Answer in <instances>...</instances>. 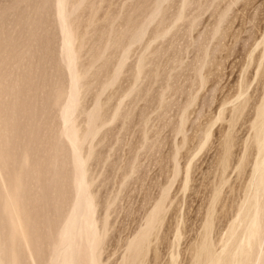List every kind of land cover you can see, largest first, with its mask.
<instances>
[{
    "label": "rangeland",
    "instance_id": "1",
    "mask_svg": "<svg viewBox=\"0 0 264 264\" xmlns=\"http://www.w3.org/2000/svg\"><path fill=\"white\" fill-rule=\"evenodd\" d=\"M0 29V229L18 264H61L76 246L83 264L91 245L89 264H192L203 244L200 264L244 262L254 207L264 264V0H0Z\"/></svg>",
    "mask_w": 264,
    "mask_h": 264
},
{
    "label": "bare ground",
    "instance_id": "2",
    "mask_svg": "<svg viewBox=\"0 0 264 264\" xmlns=\"http://www.w3.org/2000/svg\"><path fill=\"white\" fill-rule=\"evenodd\" d=\"M19 1H20V0H19ZM44 2H45V1H44ZM44 2H43V3H44ZM99 2H100V1H99ZM73 4H74V3H73ZM30 5H31V4H30ZM69 5H70V4H69ZM94 6H95V5H94ZM65 7H66V6H65ZM77 7H78V6H77ZM84 7H85V6H84ZM87 7H88V6H87ZM85 8H86V7H85ZM90 8H91V7H90ZM227 8H228V7H227ZM24 9H25V8H24ZM50 9H51V8H50ZM76 9H77V8H76ZM88 9H89V8H88ZM43 10H44V8H43ZM57 10H58V9H57ZM164 10H165V9H164ZM159 11H160V10H159ZM154 12H155V11H154ZM156 12H157V11H156ZM226 12H227V10H226ZM42 13H43V12H42ZM46 13H47V12H46ZM77 13H78V12H77ZM96 13H97V12H96ZM61 14H62V13H61ZM73 14H74V13H73ZM77 16H78V15H77ZM2 17H3V16H2ZM19 17H20V16H19ZM21 17H22V15H21ZM27 17H28V16H27ZM63 17H65V16H63ZM68 17H69V16H68ZM3 18H4V17H3ZM25 18H26V17H25ZM112 18H113V17H112ZM43 19H44V18H43ZM56 19H57V18H56ZM56 19H55V20H56ZM77 19H78V18H77ZM113 19H114V18H113ZM148 19H149V18H148ZM179 19H180V17H179ZM2 20H3V19H2ZM18 20H19V19H18ZM24 20H25V19H24ZM28 20H29V18H28ZM108 20H109V19H108ZM149 20H150V19H149ZM147 21H148V20H147ZM1 22H2V21H1ZM18 22H19V21H18ZM20 22H22V20H21ZM64 22H65V21H64ZM95 22H96V21H95ZM26 23H27V21H26ZM80 23H81V22H80ZM108 23H109V22H108ZM111 23H112V21H111ZM111 23H110V25H111ZM144 23H145V22H144ZM150 23H151V22H150ZM30 24H31V23H30ZM57 24H58V23H57ZM76 24H77V23H76ZM2 25H3V24H2ZM17 25H18V24H17ZM147 25H148V24H147ZM20 26H21V25H20ZM27 26H28V25H27ZM31 26H32V25H31ZM33 26H35V24H33ZM69 26H70V25H69ZM24 27H25V24H24ZM26 28H27V27H26ZM33 28H35V27H33ZM107 28H108V27H107ZM218 28H219V27H218ZM27 29H28V28H27ZM31 29H32V28H31ZM127 29H128V27H127ZM0 30H1V29H0ZM34 30H35V29H34ZM80 30H82V29H80ZM80 30H79V31H80ZM97 30H98V29H97ZM2 31H3V29H2ZM29 31H31V33H32L33 29H32V30H29ZM66 31H67V30H66ZM125 31H126V30H125ZM125 31H124V32H125ZM20 32H21V31H20ZM62 32H63V31H62ZM75 32H76V31H75ZM218 32H219V31H218ZM2 33H3V32H2ZM27 33H28V32H27ZM219 33H220V32H219ZM122 34H123V31H122ZM165 34H166V32H165ZM26 35H27V34H26ZM32 35H34V34L32 33ZM67 35H68V33H67ZM116 35H117V34H116ZM220 36H221V35H220ZM9 37H10V36H9ZM29 37H31V35H30ZM29 37H28V38H29ZM93 37H94V36H93ZM117 37H118V36H117ZM65 38H66V37H65ZM263 38H264V37H263ZM31 39H33V38H31ZM26 40H27V39H26ZM27 41H29V40H27ZM32 41L34 42V39H33ZM65 41H66V40H65ZM213 41H215V40H213ZM263 41H264V40H263ZM30 42H31V41H30ZM62 42H63V39H62ZM31 43H32V42H31ZM2 45H3V44H2ZM6 45H7V44H6ZM28 45H29V44H28ZM3 46H4V45H3ZM62 46H63V45H62ZM28 48H29V47H28ZM93 48H94V47H93ZM68 49H69V48H68ZM29 50H30V49H29ZM63 50H64V47H63ZM158 51H159V50H158ZM69 52H70V51H69ZM10 53H12V52H10ZM16 53H17V52H16ZM16 53H14V55H15ZM18 53H19V52H18ZM26 53H27V51H26ZM149 53H150V52H149ZM12 54H13V53H12ZM74 54H75V53H74ZM158 54H159V53H158ZM158 54H157V55H158ZM26 55H27V54H26ZM148 55H149V54H148ZM153 55H154V54H153ZM157 55H156V56H157ZM65 56H66V54H65ZM71 56H72L71 59L73 60V58H74L73 56H74V55H71ZM6 57H8V56H6ZM14 57H15V56H14ZM153 57H155V56H153ZM6 59H7V58H6ZM6 59H5V60H6ZM53 60H54V59H53ZM6 61H7V60H6ZM8 61H9V59H8ZM9 62H10V61H9ZM49 62H50V61H49ZM52 62H53V61H52ZM1 63H2V61H1ZM68 63H69V62H68ZM73 63H74V62H73ZM13 64H14V63H13ZM53 64H54V62H53ZM178 64H179V63H178ZM73 65H74V64H73ZM68 66H69V65H68ZM74 66H75V65H74ZM177 66H178V65H177ZM42 67H43V66H42ZM49 67H50V66H49ZM69 67H70V66H69ZM153 69H154V68H153ZM73 70H74V69H73ZM140 71H141V70H140ZM73 72H74V71H73ZM83 72L85 73V71H83ZM148 72H149V71H148ZM22 73H23V72H22ZM81 73H82V72H81ZM141 73H142V72H141ZM146 73H147V72H145V73H143V74H146ZM153 73H154V72H153ZM60 74H61V73H60ZM150 74H151V73H150ZM141 75H142V74H141ZM3 76H4V75H3ZM6 76H7V75H5V77H6ZM7 77H8V76H7ZM57 77H58V76H57ZM89 77H90V76H89ZM99 77H100V76H99ZM93 78H94V77H93ZM263 78H264V77H263ZM19 79H20V78H19ZM89 79H90V78H89ZM4 80H5V79H4ZM6 80H7V79H6ZM27 80H28V79H27ZM27 80H26V81H27ZM72 81H73V80L71 79V82H72ZM86 81H87V80H86ZM22 82H23V81H22ZM91 82H92V81H91ZM263 82H264V81H263ZM1 83H2V82H1ZM16 83H17V82H16ZM23 83H24V82H23ZM25 83L28 84V82H25ZM72 83H73V82H72ZM72 83H71V84H72ZM3 84H5V83L3 82L2 85H3ZM86 84H87V83H86ZM87 85H88V84H87ZM0 86H1V85H0ZM30 86H31V85H30ZM72 86H73V89H75V87H74L75 84H74V83L72 84ZM16 87H17V86H16ZM22 87H23V85L21 86V88H22ZM169 87H170V86H169ZM85 88H86V86H85ZM131 88H132V87H131ZM2 89H5V88H2ZM15 89H16V91H17V88H15ZM15 89H14V91H15ZM24 89H25V88H23V90H24ZM76 89H77V88H76ZM82 89H83V88H82ZM82 89H81V90H82ZM11 90H12V89H11ZM19 90H22V89L19 88ZM19 90H18V92H19ZM28 90H29V89H28ZM54 90H55V89H54ZM1 91H2V90H1ZM1 91H0V93H1ZM14 91H13V92H14ZM25 91H26V90H25ZM86 91H87V90H86ZM21 92H22V91H21ZM64 92H65V90H64ZM73 92H75V90H73ZM73 92H70V94L73 93ZM84 92H85V91H84ZM9 93H11V92L9 91ZM14 93H16V92H14ZM14 93H13V94H14ZM23 93H25V92L23 91ZM23 93H22V94H23ZM44 93H45V92H43V94H44ZM85 93H86V92H85ZM13 94H12V95H13ZM19 94H20V92H19ZM73 94H74V93H73ZM1 95H2V94H1ZM10 95H11V94H10ZM14 95H16V94H14ZM14 95H13V96H14ZM20 95H21V94H20ZM28 95H29V93H28ZM31 95H32V94H31ZM31 95H30V96H31ZM74 95H75V94H74ZM76 95H77V94H76ZM16 96H17V95H16ZM16 96H15V97H16ZM54 96H55L56 98H58V96H57L56 94H55ZM125 96H126V94H125ZM19 97H21V96H19ZM74 97H76V96H74ZM74 97H72V95H71V97L69 98V100H70V99H73ZM24 98H25V97H24ZM11 99H12V98H11ZM14 99H15V98H14ZM19 99H20V98H19ZM25 99H26V98H25ZM41 99H42V97H41ZM75 99H76V98H75ZM79 99H81V95H80V98H79ZM0 100L2 101V99H0ZM34 100H35V99H34ZM45 100H46V99H45ZM55 100H56V99L54 98V102H55ZM69 100H68V101H69ZM1 101H0V102H1ZM10 101H11V100H9V102H10ZM15 101H17V100H15ZM23 101H25V100H23ZM78 101H80V100H78ZM3 102H4V101H3ZM11 102H12V101H11ZM11 102H10V103H11ZM66 102H67V101H66ZM13 103L15 104V102H13ZM13 103H12V104H13ZM18 103H19V102H18ZM20 103H21V102H20ZM39 103H40V102H39ZM72 103H74V102L71 101V104H72ZM76 103H77V102H76ZM2 104H3V103H2ZM4 104H5V102H4ZM6 104H7V103H6ZM6 104H5V106H6ZM8 104H9V103H8ZM21 104H22V103H21ZM42 104H43V103H42ZM56 104H57V102H56ZM58 104H59V103H58ZM16 105L18 106V104H16ZM19 105H20V104H19ZM25 105H26V104H25ZM25 105H24V106H25ZM40 105H41V104H40ZM76 105H77V104H76ZM243 105H244V104H243ZM0 106H1V105H0ZM21 106H22V105H21ZM45 106H46V104H45ZM68 106H69V105H68ZM72 106H74V105L72 104V105L69 106V107L71 108ZM102 106H103V105H102ZM239 106H240V105H239ZM8 107H9V106H8ZM22 107H23V106H22ZM42 107H43V106H42ZM11 108H12V107H11ZM15 108H16V107H15ZM23 108H25V107H23ZM70 108H69V109H70ZM237 108H239V107H237ZM237 108H236V109H237ZM243 108H244V107H243ZM254 108H255V106H254ZM1 109H2V107H1ZM25 109H26V108H25ZM66 109H68V107H67ZM72 109H73V108H72ZM74 109H76V108H74ZM240 109H241V106H240ZM11 110H12V109H11ZM14 110H15V109H14ZM18 110H19V109H18ZM22 110H23V109H22ZM33 110H34V109H33ZM82 110H83V109H82ZM82 110H81V111H82ZM234 110H235V109H234ZM255 110H256V109H255ZM255 110H254V111H255ZM5 111H6V110H5ZM67 111H69V110H67ZM235 111H236V110H235ZM2 112H3V109H2ZM11 112H12V111H11ZM11 112H10V113H11ZM16 112H18V111H16ZM76 112H77V111H76ZM84 112H85V111H84ZM242 112H243V109H242ZM242 112H241V113H242ZM32 113H33V112H32ZM41 113H42V112H41ZM241 113H240V114H241ZM257 113H258V112H257ZM1 114H2V113H1V111H0V115H1ZM11 114H12V113H11ZM21 114H23V113L21 112ZM33 114H34V113H33ZM46 114H47V113H46ZM46 114H45L44 116L47 117ZM87 114H89V113H87ZM236 114H237V113H236ZM240 114H239V116H240ZM39 115H40V114H39ZM92 115H93V114H92ZM1 116H2V115H1ZM13 116H14V115H13ZM21 116H22V115H21ZM76 116H77V115H76ZM125 116H126V115H125ZM234 116H235V115H234ZM22 117H23V116H22ZM32 117H33V116H32ZM77 117H78V116H77ZM90 117H91V116H90ZM12 118H13V117H12ZM15 118H16V117H15ZM18 118H19V117H18ZM28 118H29V116H28ZM28 118H27V119H28ZM256 118H258V116H257ZM5 119H6V118H5ZM20 119H21V118H20ZM22 119H23V118H22ZM40 119H41V117H40ZM85 119H86V118H85ZM91 119H92V118H91ZM237 119H238V118H237ZM258 119H259V120L256 122V126H257V125H260V130H258V132H262V129H263V126H264V106H263V109L260 110V112H259V118H258ZM10 120H11V119H10ZM45 120L47 121V119H45ZM45 120L43 119V122H44ZM89 120H90V119H89ZM95 120H96V119H95ZM233 120H234V117H233ZM233 120H232V121H233ZM254 120H255V119H254ZM3 121H4V120H3ZM6 121H7V120H6ZM12 121H13V120H12ZM28 121H30V119H29ZM38 121H39V119H38ZM49 121H50V120H49ZM87 121H88V120H87ZM50 122H51V121H50ZM53 122H54V121H53ZM68 122H69V121H68ZM85 122H86V121H85ZM65 123H66V122H65ZM70 123H71V121H70ZM126 124H127V123H126ZM232 124H233V123H232ZM43 125H44V123H43ZM84 125H85V124H84ZM86 125H87V123H86ZM230 125H231V124H230ZM10 126H12V125H10ZM41 126H42V125H41ZM73 126H74V125H73ZM76 126H77V125H76ZM76 126H75V127H76ZM252 126H253V125H252ZM67 127H70V126H67ZM232 127H233V126H232ZM49 128H52V127H49ZM53 129H54V128H53ZM71 129H73V128H71ZM47 130H48V129H47ZM51 130H52V129H51ZM64 130H65V129H64ZM68 130H69V129H68ZM73 130H74V129H73ZM80 130H81V129H80ZM80 130H78V131H80ZM251 130H252V129H251ZM39 131H41V130H39ZM48 131H49V130H48ZM66 131H67V129H66ZM71 131H72V130H71ZM78 131H77V132H78ZM50 132H51V131H50ZM39 133H40V132H39ZM68 133H69V132H68ZM262 133H263V132H262ZM262 133H261V134H262ZM63 134L65 135L66 133H63ZM74 134H75V131H74ZM76 134L78 135L79 133H76ZM76 134H75V136H76ZM86 134H87V133H86ZM89 134H90V133H89ZM230 134H231V133H229L228 135H230ZM252 134H253V133H252ZM256 134H258V133H256ZM38 135H39V134H38ZM38 135H37V136H38ZM45 135H46V134H45ZM69 135H70V133L68 134V137H69ZM87 135H88V134H87ZM66 136H67V134L65 135V137H66ZM80 136H81V135H80ZM231 136H232V135H231ZM258 136H259V135H258ZM258 136H257V138H258ZM260 136H261V135H260ZM29 137H30V136H28V138H29ZM225 137H226V136H225ZM254 137H255V136H254ZM254 137H253V138H254ZM261 137H262V136H261ZM34 138H35V137H34ZM49 138H50V137H49ZM66 138H67V137H66ZM226 138H227V137H226ZM253 138H252V139H253ZM255 138H256V137H255ZM23 139H24V138H23ZM29 139H30V138H29ZM36 139H37V138H36ZM52 139H53V138H52ZM70 139H71V138H70ZM70 139H69V140H70ZM74 139H76V138L74 137ZM104 139H105V138H104ZM227 139H228V138H227ZM26 140H27V138H26ZM54 140H55V139H54ZM58 140H59V139H58ZM69 140H68V141H69ZM250 140H251V139H250ZM257 140H259V139H257ZM30 141H31V139H30ZM33 141H35V140H33ZM33 141H31V143H34ZM36 141H37V140H36ZM65 141H66V140H65ZM73 141H74V140H73ZM84 141H86V140H84ZM223 141H224V140H223ZM223 141H222V142H223ZM228 141H229V140H228ZM259 141H260V140H259ZM27 142H29V140H28ZM51 142H52V141H51ZM51 142H50V144H51ZM76 142H77V141H76ZM76 142H75V144H76ZM79 142H80V141H79ZM79 142H78V143H79ZM88 142H89V141H88ZM249 142H250V141H249ZM253 142L255 143V141H252V142H250V143H253ZM59 143H60V141H59ZM65 143H66V142H65ZM227 143H228V142H227ZM227 143H226V142L223 143V146L225 145V147H226V151H225L224 157H223L222 162H221V167H222V168H225V167H226V165H227V160H228V157H229V149H228V146H226ZM229 143H230V142H229ZM254 143H253V144H254ZM259 143H260V142H259ZM61 144H62V143H60V144H58V145L61 146ZM66 144H67V143H66ZM66 144H65V146H66ZM232 144H234V143H232ZM47 145H48V144H47ZM54 145H55V144H54ZM73 145H74V144H73ZM76 145H77V144H76ZM93 145H94V144H93ZM250 145H251V144H250ZM48 146H49V145H48ZM87 146H88V145H87ZM245 146H246V145H245ZM253 146H254V145H253ZM19 147H21V145H20ZM25 147H26V146H25ZM25 147H24V148H25ZM45 147H46V146H45ZM259 147H260V146H259ZM54 148H55V147H54ZM66 148L68 149V147H66ZM246 148H247V146H246ZM18 149H19V148H18ZM55 149H56V148H55ZM59 149H60V148H58V150H59ZM63 149H64V148H63ZM79 149L81 150L80 147H79ZM94 149H95V148H94ZM56 150H57V149H56ZM58 150H57V151H58ZM60 150H62V149H60ZM88 150H90V149H88ZM231 150H232V149H231ZM255 150H257V149H255ZM260 150H261V149H260ZM262 150H263V149H262ZM3 151H4V150H3ZM16 151H17V149H16ZM41 151H42V149H41ZM52 151H53V150H52ZM57 151H56V152H57ZM66 151H67V150H66ZM85 151H87V150H85ZM95 151H96V150H95ZM257 151H259V150H257ZM17 152H19V150H18ZM56 152H55V153H56ZM78 152H80V151H78ZM222 152H223V151H222ZM245 152H246V151H245ZM46 153H47V152H46ZM80 153H81V152H80ZM82 153H83V152H82ZM93 153H94V152H93ZM255 153H256V152H255ZM258 153H259V152H258ZM263 153H264V152H263ZM17 154H19V153H17ZM43 154H45V153H43ZM221 154H222V153H221ZM230 154H231V153H230ZM23 155H24V154H23ZM61 155H63V154L61 153ZM82 155H83V154H82ZM218 155H219V154H218ZM14 156H15V155H14ZM25 156H26V155H25ZM25 156H24V157H25ZM65 156H66V154H65ZM80 156H81V155H80ZM243 156H244V155H243ZM246 156H247V155H246ZM261 156H262V155H261ZM263 156H264V155H263ZM15 157H16V156H15ZM17 157H18V156H17ZM48 157H50V156L48 155ZM94 157H95V156H94ZM2 158H3V157H2ZM4 158H5V157H4ZM22 158H23V156H22ZM58 158H59V157H57V159H58ZM66 158H67V157H66ZM40 159H42L41 156H40ZM44 159H46V158H44ZM44 159H43V160H44ZM51 159H52V158H51ZM54 159H55V158H54ZM61 159H63V158H61ZM73 159H74V158H73ZM6 160H7V159H6ZM6 160H4V161H6ZM20 160H21V159H20ZM22 160H23V159H22ZM22 160H21V161H22ZM49 160H50V158L47 159L48 162H49ZM59 160H60V159H58V161H59ZM68 160H69V159H68ZM94 160H95V158H94ZM4 161H3V162H4ZM8 161L10 162L9 159H8ZM27 161H28V160H27ZM92 161H93V160H92ZM263 161H264V157H262L261 160H260V162H258V163L256 164V166L254 167V171H255V172H257V173H259V174L262 173V172H264V162H263ZM18 162H19V160H18ZM39 162H40V160H39ZM39 162H38V163H39ZM14 163H15V162H14ZM20 163H21V162H20ZM20 163H18L17 166H18ZM51 163H52V162H51ZM53 163H54V161H53ZM56 163L58 164L59 162H57V160H56V162H55L54 164H56ZM61 163H62V162H61ZM61 163H60V164H61ZM75 163H76V162H75ZM85 163H86V162H85ZM97 163H98V162H97ZM11 164H13V163H10V165H11ZM25 164H26V163H25ZM25 164H24V165H25ZM77 164H78V163H77ZM79 164L81 165L80 162H79ZM46 165H47V164H46ZM51 165H52V164H51ZM241 165H243V164H241ZM8 166H9V165H8ZM21 166H22V165H21ZM60 166H62V165H60ZM64 166H65V165H64ZM77 166H78V165H77ZM84 166H85V165H84ZM11 167H12V166H11ZM43 167H44V166H43ZM46 167H47V166H46ZM15 168H16V167H15ZM15 168H14V169H15ZM26 168H27V166H26ZM26 168H25V169H26ZM64 168H65V167H64ZM64 168H63V169H64ZM82 168H83V167H82ZM5 169H8V167H6ZM11 169H12V168H11ZM18 169H19V168H18ZM18 169H17V170H18ZM58 169H59V164H58ZM68 169H69V168H68ZM70 169H71V168H70ZM76 169H77V168H75V170H76ZM17 170H16V172H17ZM41 170H42V169H41ZM53 170H54V169H53ZM55 170H56V169H55ZM56 171H57V170H56ZM62 171H64V170H62ZM71 171H72V170H71ZM224 171H225V170H224ZM9 172H11V171L9 170ZM16 172H15V174H17ZM59 172H60V171H59ZM65 172H66V170H65ZM74 172H76V171H74ZM77 172H78V171H77ZM80 172H81V171H80ZM7 173H8V172H7ZM11 173H12V172H11ZM52 173H53V172L51 171V174H52ZM68 173H69V172H68ZM78 173H79V172H78ZM13 174H14V173H13ZM15 174H14L13 176H15ZM41 174H42V173H41ZM41 174H40V175H41ZM66 174H67V173H66ZM84 174H85V173H84ZM11 175H12V174H11ZM11 175H10V176H11ZM26 175H27V174H26ZM59 175H61V173H60ZM74 175H75V174H73V176H74ZM77 175H79V174H77ZM254 175H255V174H254ZM262 175L264 176V174H262ZM50 176H51V175H50ZM66 176H68V175H66ZM255 176H256V175H255ZM3 177H4V176H3ZM22 177H24V176H22ZM37 177H38V176H37ZM52 177H53V176H52ZM71 177H72V176H71ZM75 177H76V176H75ZM78 177H80V176H78ZM258 177H259V175H258ZM7 178H8V177H7ZM9 178L11 179V177H9ZM9 178H8V179H9ZM49 178H50V177H49ZM66 178H67V177H66ZM80 178H81V177H80ZM104 178H105V177H104ZM45 179H47V178H45ZM55 179H57V178H55ZM61 179L63 180V178H61ZM61 179H60V180H61ZM251 179H252V178H251ZM257 179H258V178H257ZM31 180H32V179H31ZM60 180H59V181H60ZM64 180H66V179H64ZM64 180H63V181H64ZM73 180H74V179H73ZM73 180H71V181H73ZM76 180H77V179H76ZM79 180H80V179H79ZM252 180H253V179H252ZM46 181H47V180H46ZM63 181H62V182H63ZM82 181L85 182V185L87 184V178H85V176H84V178L82 179ZM257 181H258V183H259V180H257ZM41 182H42V181H41ZM41 182H40V183H41ZM49 182H51V181H49ZM65 182H67V181H65ZM79 182H80V181H79ZM263 182H264V181H263ZM0 183H1V182H0ZM56 183H57V182H56ZM80 183H81V182H80ZM80 183H79V185H80ZM251 183H253V182H251ZM47 184H48V183H47ZM47 184H46V185H47ZM49 184H51V183H49ZM49 184H48V185H49ZM52 184H53V183H52ZM62 184H63V183H62ZM259 184H260V183H259ZM46 185H45V186H46ZM48 185H47V186H48ZM74 185H75V184H74ZM74 185H73V186H74ZM43 186H44V185H43ZM63 186H64V185H63ZM63 186L61 185V187H63ZM68 186H69V184H68ZM17 187H18V185H17ZM24 187H25V186H24ZM40 187H41V186H40ZM54 187H55V186H54ZM58 187H59V186H57L56 188H58ZM70 187L72 188V182H71V184H70ZM85 187H86V186H85ZM214 187H215V186H214ZM216 187H217V186H216ZM250 187H251V186H250ZM19 188H20V187H19ZM64 188H65V187H64ZM86 188H87V187H86ZM254 188H255V187H254ZM1 189H2V188H1ZM43 189H46V188H43ZM259 189H261V188H259ZM262 189H263V187H262ZM22 190H23V189H22ZM40 190H41V189H40ZM54 190H55V189H54ZM66 190H68V189L66 188ZM75 190H76V189H75ZM77 190H78V188H77ZM82 190H84V189H82ZM249 190H250V189H249ZM20 191H21V190H20ZM61 191H62V190H61ZM41 192H43V194H45L44 191H41ZM41 192H40V193H41ZM73 192H75V191H73ZM216 192H217V191H216ZM249 192H250V191H249ZM253 192H254V191H253ZM46 193H47V192H46ZM61 193H62V192H61ZM68 193H69V192H68ZM82 193H83V192H82ZM82 193H81V195H82ZM254 193H255V192H254ZM258 193H259V191L256 189V195H255V197L258 195ZM19 194H20V193H19ZM41 194H42V193H41ZM43 194H42V195H43ZM76 194H77V192H76ZM248 194H249V193H248ZM0 195H1V193H0ZM9 195H10V194H9ZM42 195H41V196H42ZM53 195H54V194H53ZM63 195H64V194H63ZM66 195H68V194H66ZM216 195H217V194H216ZM17 196H18V195H17ZM19 196H21V195H19ZM39 196H40V195H39ZM58 196H59V195H58ZM1 197H2V196H1ZM22 197H23V196H21V199H22ZM93 197L95 198V196H92V197H90V198L93 199ZM12 198H13V197H12ZM35 198H36V197H35ZM42 198H43V197H42ZM82 198H83V197H82ZM85 198H86V197H84V201L86 202ZM88 198H89V196H88ZM14 199H15V197H14ZM23 199H24V198H23ZM28 199H29V198H28ZM86 199H87V198H86ZM255 199H256V198H255ZM35 200L37 201V199H35ZM45 200H46V199H45ZM64 200H65V199H64ZM89 200H90V199H89ZM161 200H162V199H161ZM220 200H221V199H220ZM12 201H13V200H12ZM12 201H11V203H14V204H12V205H15V206H16V202H12ZM27 201H28V200H27ZM29 201H30V200H29ZM33 201H34V200H33ZM82 201H83V200H81V201H79V202L81 203ZM95 201L97 202V200H95ZM106 201H108V200H106ZM214 201H216V200H214ZM0 202H1V201H0ZM17 202H18V199H17ZM23 202H24V200H23ZM34 202H35V201H34ZM38 202H39V201H38ZM90 202H91V200H90ZM254 202H255V201H254ZM11 203H10V204H11ZM63 203H64V202H63ZM76 203H77V201H76ZM83 203H84V202H83ZM87 203H88V202H87ZM31 204H33V202H32ZM35 204H36V203H35ZM37 204H39V203H37ZM60 204H61V202H60ZM84 204H85V203H84ZM91 204H92V203H91ZM243 204H244V203H243ZM21 205H22V204H21ZM50 205H51V203H50ZM57 205H58V204H56V206H57ZM77 205L80 206V204H77ZM86 205H87V204H86ZM108 205L110 206V204H108ZM258 205H260L259 202H258ZM31 206H33V205H31ZM62 206H65V205H62ZM81 206H83V205H81ZM81 206H80V207H81ZM87 206H88V205H87ZM92 206H93V205H92ZM248 206L250 207V205H248ZM33 207H34V206H33ZM33 207H32V209H33ZM58 207H59V205H58ZM60 207H61V205H60ZM75 207H76V205H75ZM75 207H74V208H75ZM84 207H86V206H84ZM97 207H98V206H97ZM159 207H160V206H159ZM249 207H246V208H249ZM251 207H252V206H251ZM253 207H254V206H253ZM257 207H258V206H257ZM19 208H20V207H19ZM55 208H56V207H55ZM95 208H96V207H95ZM95 208H93V209H95ZM246 208H245V209H246ZM258 208H259V207H258ZM12 209H13V207H12ZM14 209H15V211L17 210L15 207H14ZM14 209H13V210H14ZM75 209H76V208H75ZM154 209H156V208H154ZM241 209H242V208H241ZM253 209H254V210H253L254 213H253V215L251 216V220H250V223H251V224H249L250 226H249V228H248V235L246 234V235L248 236V239H249V241H247V246H248V247L246 248L247 250L245 249L246 251L244 252V258H245V256H246V260H247V257H249V258H248L247 261H244V262H243L242 260L239 261V262H238V261L236 262V261L234 260V261H235L234 264H257V261L259 260V259L257 260L256 257L253 258V259L251 260V255H252V253H251V248H252V244H254V243L257 241V239H258V237H259V235H260L261 229H262V227H263V226H261L260 223H259L260 220H259V216H258V214H260V213H258V214L256 213L257 208L254 207ZM6 210H9V209H6ZM55 210H56V209L53 208L52 211H55ZM90 210H91V209H90ZM105 210H106V209H105ZM108 210H109V209H108ZM108 210H107V211H108ZM238 210H239V209H238ZM9 211H11V210H9ZM9 211H6V213L8 214ZM15 211L12 213V214H14V218H13V220H11L12 218H10V223H11V222H17V221L19 222V219H16V214H19V213L15 212ZM109 211H110V210H109ZM109 211H108V212H109ZM152 211H153V210H152ZM154 211H155V210H154ZM93 212H94V210H93ZM150 212H151V211H150ZM161 212H162V211H161ZM240 212H241V211H240ZM51 213H52V212H51ZM69 213H70V212H69ZM73 213H74V211H73ZM89 213H90V211H89ZM91 213H92V212H91ZM155 213H156V212H155ZM250 213H251V212H250ZM261 213H262V212H261ZM2 214H3V213H2ZM33 214H34V213H33ZM86 214H87V213H86ZM86 214H85V215H86ZM152 214H153V213H152ZM242 214H243V213H242ZM26 215H27V214H26ZM26 215H25V216H26ZM71 215H73V214L71 213ZM219 215L222 216L223 213H221V214H219ZM239 215H240V214H239ZM243 215H244V214H243ZM249 215H250V214H249ZM28 216H29V215H28ZM34 216H35V215H34ZM36 216H37V215H36ZM48 216H49V215H48ZM48 216H47V217H48ZM50 216H51V215H50ZM64 216H65V215H64ZM69 216H70V215H68V217H69ZM83 216H84V215H83ZM157 216H158V215H157ZM157 216L154 215V218L157 217ZM160 216L162 217L163 215H160ZM220 216H217V217H220ZM240 216H241V215H240ZM9 217H10V216H9ZM26 217H27V216H26ZM77 217H78V215H77ZM86 217H87V216H86ZM91 217H93V216H91ZM150 217H151V215H150ZM158 217H159V216H158ZM236 217H237V216H236ZM71 218H72V217H71ZM84 218H85V217H84ZM87 218H88V217H87ZM147 218H148V217H147ZM152 218H153V216H152ZM260 218H261V217H260ZM27 219H28V218H27ZM52 219H53V217H52ZM52 219H51V220H52ZM58 219H59V218H58ZM67 219H68V218H67ZM67 219H66V220H67ZM93 219H94V218H93ZM213 219H215V216L213 217V216L209 215V219H208V221H207V223H206V230H207L208 232H209V230H210V226H211V224H212ZM222 219H223V218H222ZM235 219H237V218H235ZM238 219L240 220L241 218L239 217ZM28 220H30V217H29ZM62 220H63V219H62ZM97 220H98V219H97ZM149 220H150V218H149ZM241 220H242V219H241ZM245 220H246V219H245ZM262 220H263V219H262ZM20 221H22V220H20ZM24 221H25V220H24ZM33 221H34V220H33ZM53 221H54V220H53ZM57 221H58V220H57ZM88 221H89V219H88ZM247 221H249V220H247ZM6 222H7V221H6ZM47 222H48V224H49L50 221H46L45 223H47ZM96 222H97V221H96ZM99 222H100V221H99ZM144 222H146V220H145ZM156 222H157V221H156ZM158 222H159V221H158ZM261 222H262V221H261ZM7 223H8V222H7ZM20 223H21V222H20ZM146 223H148V222H146ZM153 223H154V222H153ZM159 223H162V221L159 222ZM247 223H249V222H247ZM12 224H13V223H12ZM17 224H18V223H17ZM28 224H29V223H28ZM32 224H33V223H32ZM61 224H63L62 227H63V230H64V225H65V224H64V223H60V225H61ZM66 224H67V223H66ZM95 224H97V223H95ZM144 224H145V223H144ZM6 225H8V224H6ZM9 225H10V224H9ZM9 225H8V226H9ZM13 225L15 226L16 223H14ZM18 225H19V224H18ZM21 225H22V224H21ZM46 225H47V224H46ZM50 225H51V224H50ZM56 225H57V224H56ZM97 225H98L99 228H100V225H99V224H97ZM150 225H153V224H150ZM51 226H52V225H51ZM98 226H97V228H98ZM106 226H107V224H106ZM160 226H161V225H160ZM160 226H159V227H160ZM0 227H2V226H0ZM20 227H21V228H22V227H26L25 222H24V226H20ZM27 227H29V226H27ZM27 227H26V228H27ZM55 227H56V226H55ZM60 227H61V226H60ZM62 227H61V228H62ZM95 227H96V226H95ZM101 227H102V226H101ZM156 227H158V225H157ZM13 228H15V227H13ZM47 228H49V227H47ZM61 228H59V229H61ZM97 228H96V229H97ZM5 229H6V228H5ZM27 229L29 230V228H27ZM32 229H33V228H31V230H32ZM43 229H44V228H43ZM53 229H54V228H53ZM55 229H56V228H55ZM69 229H70V228H69ZM7 230H8V229H7ZM14 230H15V229H14ZM28 230H27V231H28ZM57 230H58V229H57ZM66 230H67V228H66ZM66 230H65V232H66ZM98 230H99V229H98ZM98 230H96V232H97ZM143 230H145V229H143ZM148 230H149V229H148ZM18 231H19V230H17V232H18ZM20 231H21V230H20ZM24 231H25V229H24ZM27 231H26V233H27ZM53 231H55V230H53ZM100 231H101V230H100ZM145 231H146V230H145ZM232 231H233V230H232ZM21 232H22V231H21ZM21 232H20V233H21ZM29 232H30V231H29ZM48 232H49V230H48ZM138 232H139V231H138ZM147 232H148V231H147ZM150 232H151V231H150ZM20 233H19V234H20ZM31 233H32V232H31ZM33 233H34V232H33ZM84 233H85V232H84ZM99 233H100V232H99ZM148 233H149V232H148ZM6 234H8V233L6 232ZM11 234H12V233H11ZM21 234H22V233H21ZM21 234H20V235H21ZM96 234H97V233H96ZM17 235H18L17 233H14V232H13V236H11V238H12V237H13V238H12V239L9 238V240H11V244H12L13 247H14L15 243H17V241H18V240H15L16 237H17ZM76 235H77V234H76ZM78 235L80 236L81 234L79 233ZM78 235H77V237H78V238H81V237H79ZM201 235H202V234H201ZM201 235H200V236H201ZM230 235H231V233H230ZM44 236H45V235H44ZM59 236H60V235H59ZM59 236H58V234H57V237H59ZM61 236H62V235H61ZM81 236H82V238L84 237V236H83V233H82ZM105 236H106V235H105ZM175 236H176V235H175ZM205 236H206V235H205ZM247 236H246V238H247ZM5 237H6V236H5ZM19 237H20V236H19ZM19 237H17V238L19 239ZM70 237H71V234H70ZM75 237H76V236H75ZM206 237H207V236H206ZM206 237H204V238H206ZM59 238H60V237H59ZM63 238H64V237H63ZM78 238H76V239H78ZM84 238H85V237H84ZM84 238H83V239H84ZM201 238H202V237H201ZM23 239H25V238H23ZM23 239H22V241H21V240H20V241L22 242V246L27 250V253H28V255H27V261H29V262L32 263V262H33V255H31V253L28 252V248L30 249V247L27 246V242H26V240H23ZM57 239H58V238H57ZM60 239H62V238H60ZM74 239H75V238H74ZM76 239H75L74 241H76ZM83 239H82V240H83ZM85 239H86V238H85ZM152 239H154V238H152ZM152 239H151V240H152ZM158 239H159V238H158ZM244 239H245V238H244ZM29 240H30V238H29ZM78 240L80 241V239H78ZM155 240H156V239H155ZM208 240H209V239H208ZM30 241H31V240H30ZM38 241H39V240H38ZM43 241H44V240H43ZM72 242H73V240H72ZM82 242H83V241H82ZM82 242H81V243H82ZM94 242H95V241H94ZM155 242H156V241H155ZM7 243H8V242H6V241L4 240V238L2 237V232H1V229H0V264H18L19 260L17 261L18 258H17V254H16L18 251L15 250V249H13V248L11 247V245L9 246ZM37 243H39V242H37ZM43 243H44V242H43ZM43 243H42V244H43ZM55 243H56V242H54V244H55ZM60 243H61V242H60ZM62 243H63V242H62ZM77 243H79V242H77ZM89 243H90V242H89ZM195 243H197V242H195ZM203 243H204V242H203ZM18 244H20L19 241H18ZM31 244H32V243H31ZM49 244H51V243L49 242ZM58 244H59V242H58ZM75 244H76V243H75ZM82 244H83V243H82ZM154 244H155V243H154ZM245 244H246V243H245ZM29 245H30V244H29ZM32 245H33V244H32ZM55 245H56V244H55ZM79 245H81V244H79ZM93 245H94V243H93ZM42 246H43V245H42ZM46 246H47V245H46ZM50 246H52V244H51ZM73 246H75V245H73ZM82 246H83V245H82ZM84 246H85V245H84ZM91 246H92V245H91ZM91 246H86V247H84V250L82 251V253H83V254L85 255V257H86V262H87L88 264H89L90 261H92V255H93V254H91V249H92ZM96 246H97V245H96ZM197 246H198V245H197ZM55 247H56V246H55ZM76 247H78V246H76ZM76 247L72 248V251H71V250H69V252H66V251H65V252L67 253V258H66L67 260L64 258L65 260L63 259V262H62L61 264H80V263H79V259H78L77 254H76L77 257H75V259H76V263H74L73 258H72V257L74 256L73 253H74ZM80 247H81V246H80ZM98 247H99V246H98ZM207 247H208V246H207ZM223 247H224V246H223ZM51 248H52V247H51ZM68 248H69V247H68ZM93 248H94V246H93ZM95 248H96V247H95ZM100 248H101V246H100ZM193 248H194V247H193ZM260 248H261V247H260ZM263 248H264V247H263ZM77 249H78V248H77ZM96 249H97V248H96ZM190 249H192V247H191ZM252 249H253V248H252ZM23 250H24V249H23ZM26 250H25V251H26ZM78 250H79V249H78ZM260 250H261V249H260ZM263 250H264V249H263ZM16 251H17V252H16ZM41 251H42V250H41ZM93 251H94V250H93ZM49 252H50V251H49ZM192 252H193V251H192ZM192 252H191V253H192ZM205 252H206V248H205V244H203V245L200 247V249H199L198 251L195 252L194 257H193L192 264H200V263H201V256H202ZM256 252H257V251H256ZM24 253H25V252H24ZM41 253H42V252H41ZM43 253H44V252H43ZM50 253H51V252H50ZM71 253H72V254H71ZM129 253H130V252H129ZM21 254H22V253H21ZM39 254H40V253H39ZM39 254H38L37 256H40ZM64 254H65V253H63V256H64ZM133 254H134V253H133ZM143 254H144V253H143ZM263 254H264V253H263ZM41 255H42V254H41ZM43 255H44V254H43ZM72 255H73V256H72ZM79 255H80V254H79ZM84 255H83V259L81 260L83 264L85 263V262H83V261H84V258H85ZM88 255L90 256V258H88V257H89ZM144 255H146V254H144ZM231 255H232V257H233L234 253L231 254ZM25 256H26V253H25ZM60 256H61V255H60ZM99 256H100V255H99ZM203 256H204V255H203ZM260 256H261V254H260ZM61 257H62V256H61ZM95 257H96V256H95ZM153 257H154V255H153ZM258 257H259V256H258ZM80 258H82V257L80 256ZM229 258H230V257H229ZM240 258H241V257H240ZM244 258H243V259H244ZM37 259H38V258H37ZM75 259H74V260H75ZM93 259H94V258H93ZM143 259H144V258H143ZM154 259H155V257H154ZM40 260H41V259H40ZM44 260H46V259H44ZM58 260H59V259H58ZM210 260H211V259H210ZM223 260H225V259L217 258V259L214 261L213 264H222ZM37 261H38V260H37ZM52 261H54V260H52ZM81 261H80V262H81ZM94 261H95V260H94ZM226 261H227V259H226ZM229 261H230V260H229ZM232 261H233V260H232ZM234 261H233V262H234ZM261 261H262V260H261ZM21 262H22V260H21ZM44 262H45V261H44ZM58 262H59V261H58ZM60 262H61V261H60ZM60 262H59V263H60ZM98 262H99V261H98ZM126 262H127V261H126ZM40 263H41V261H40ZM48 263H49V262H48ZM56 263H57V262H55V264H56ZM32 264H33V263H32ZM36 264H37V263H36ZM90 264H91V263H90ZM92 264H94V263H92ZM98 264H99V263H98ZM128 264H129V263H128ZM230 264H231V261H230ZM232 264H233V263H232Z\"/></svg>",
    "mask_w": 264,
    "mask_h": 264
}]
</instances>
